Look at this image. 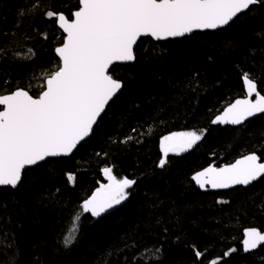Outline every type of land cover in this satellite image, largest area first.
<instances>
[{"label":"trees","instance_id":"1","mask_svg":"<svg viewBox=\"0 0 264 264\" xmlns=\"http://www.w3.org/2000/svg\"><path fill=\"white\" fill-rule=\"evenodd\" d=\"M78 7V0H0V95L24 89L38 97L57 70L54 49L64 37L45 13L71 19ZM244 73L264 95V0L216 32L143 39L134 64L112 68L123 92L92 137L72 157L26 170L16 189L0 188V264H139L146 249H159L147 264H264V246L242 249L246 229L264 233V178L220 193H203L192 180L214 162L252 153L264 161V116L240 128L212 125L245 97ZM188 131L202 140L159 167L161 139ZM105 167L136 183L108 216L83 213L66 247L80 205L108 183Z\"/></svg>","mask_w":264,"mask_h":264},{"label":"snow or ice","instance_id":"2","mask_svg":"<svg viewBox=\"0 0 264 264\" xmlns=\"http://www.w3.org/2000/svg\"><path fill=\"white\" fill-rule=\"evenodd\" d=\"M260 2L78 0L79 7L71 19L64 13L48 10L46 17L65 34L61 46L54 49L59 64L47 77L46 88L38 97L23 89L0 95V106H3L0 109V186L15 188L26 167L36 166L47 158L68 156L90 135L105 106L122 89V82L110 74V66L134 61L133 48L138 38L150 36L165 40L183 37L194 30L218 29ZM242 79L246 97L232 103L213 124L241 125L250 117L264 114V95L248 73H244ZM202 138L196 131L164 136L160 141L164 158L158 166L164 167L169 153L188 152ZM260 160L257 154H248L224 167L210 166L192 179L201 189L249 185L264 177V162ZM103 173L108 183L101 184L80 205L82 212L72 218L64 237L66 247L76 239L83 213L100 217L126 200L129 195L126 190L136 183L127 177L117 179L109 167H105ZM66 178L70 183L76 179L72 173L66 174ZM244 237L245 252L264 245V233L256 229L246 230ZM158 252L159 249L151 253L146 249L139 264H147V255ZM195 255L201 257L202 253L196 250ZM212 264L218 262L214 260Z\"/></svg>","mask_w":264,"mask_h":264},{"label":"water","instance_id":"3","mask_svg":"<svg viewBox=\"0 0 264 264\" xmlns=\"http://www.w3.org/2000/svg\"><path fill=\"white\" fill-rule=\"evenodd\" d=\"M257 5H258V4H257ZM254 6H255V5H254ZM251 7H253V6H251ZM251 7H250V8H251ZM247 11H248V10H245L244 12L238 14L237 17H235V18L233 19V21H231L228 25H225V26H223V27H221V28H218V29L194 30L191 34H186V35L183 36V37L168 38V39H165V40H156V39H154V38H152V37H150V36H148V37H141V38H138L137 43L134 45V48H133L134 55H135V60H134V61H131V62H117V63H115L114 65L110 66L109 71L111 72L112 68H113L114 66H116V65L126 66V65H132V64H134V63L136 62V49H137V46L139 45V43H140L143 39L150 38V39H152V40L155 41V42H166V41H169V40H180V39H183V38H185V37H190V36H192V35L195 34V33L216 32V31H219V30H222V29L227 28V27H228L232 22H234L239 16H241V15L244 14V13H246ZM72 18H73V17H72ZM60 31H61V30H60ZM61 32H62V31H61ZM64 35H65V34H64ZM55 54H56V53H55ZM56 56H57V54H56ZM57 58L59 59L58 56H57ZM254 82H255V81H254ZM255 83H256V82H255ZM243 84H244V83H243ZM256 84H257V83H256ZM45 88H46V84H45ZM123 88H124V86H123V83H122V89H121V90L117 93V95L114 96L113 99L110 100L109 103L105 106V111L101 114V117L98 118L97 123L93 125V130H92V132L90 133V135H89L88 137H86L84 141H81V143L77 145V148L73 150L72 154H70V155H68V156L51 157V158H47V160H49V159H60V158H70V157H72V156L76 153V151L78 150V148H79L83 143H85L86 141H88V140L92 137L93 132H94V130H95V127L99 124V122L101 121L102 117L105 115V113H106L108 107L111 105V103H112L117 97H119V96L122 94V92H123ZM244 89H245V97H246V87H245V85H244ZM257 89H258V91H259V86H258V84H257ZM23 90H24V89H23ZM259 92H260V91H259ZM29 94H30V93H29ZM261 94H262V93H261ZM30 95H31V94H30ZM262 95H263V94H262ZM245 97H243V98H245ZM34 98H35V97H34ZM243 98H239V99H243ZM253 99H255V96H253ZM235 101H236V100H235ZM235 101H234L233 103H235ZM230 105H231V104H230ZM230 105H229V106H230ZM229 106H228V107H229ZM0 107H3V106H0ZM228 107H226V108L224 109V111H225ZM224 111H223V112H224ZM223 112H222L220 115H223ZM220 115H219V116H220ZM262 116H264V114H257L256 116H254V117H250L248 120L244 121V123L241 124V125L213 124V123H212V125L215 126V127H217V126H221V127H224V128H226V127L240 128V127L244 126L245 124H247L248 122H250V121H252V120H254V119H256V118L262 117ZM255 154H256V153H255ZM257 155H258V154H257ZM258 156H259V155H258ZM243 157H244V156H243ZM243 157H240V158H238V159H241V158H243ZM259 157H260V156H259ZM47 160H46V161H47ZM46 161H45V162H46ZM260 162H264V161H262V159H261ZM43 163H44V162H40V163H39L38 165H36V166H29V167H26L25 170H23V172H22V179H23V175H24V173H25L26 170H29V169L35 168V167H37V166H39V165H41V164H43ZM234 163H235V162H234ZM232 164H233V163H232ZM228 165H230V164H228ZM210 166L220 168V167H224V166H226V165L218 166V163H217V162H214V163H212ZM210 166H208V167H210ZM208 167H207V168H208ZM205 169H206V168H205ZM194 175H195V174H194ZM194 175H193V176H194ZM193 176H192V177H193ZM262 178H264V177H262ZM262 178H259L258 180L252 182V183L249 184V185H234V186H232L231 188H227V189H212L210 186H206L204 189H201V188L199 187V185H197L196 182H195L193 179H192V180H193V182L195 183L196 187H197L198 189H200L203 193H209V192H212V193H220V192H228V191L234 190V189H236V188H240V187H242V188H248V187H250L251 185H253L254 183L260 181ZM22 179H21V181H22ZM21 181H20V183H21ZM20 183H19L15 188H13V187H11V186H0V188H12V189H16V188L20 185ZM114 210H115V206H114L112 209H109L106 213H103L99 218H102V217H106V216H108L109 214L113 213ZM248 229H256V230L262 232V231L259 230L258 228H248ZM248 229H246V230H248ZM246 230H245V231H246ZM245 231H244V233H245ZM244 233H243V240H244V238H245V237H244ZM262 233H263V232H262ZM243 240H242V242H243ZM262 246H264V245H262ZM262 246H260V247H259L258 249H256V250H252V251H250V252H245L244 250H243V252H244V254H246V255H247V254H252V253L257 252ZM242 249H243V243H242Z\"/></svg>","mask_w":264,"mask_h":264},{"label":"rangeland","instance_id":"4","mask_svg":"<svg viewBox=\"0 0 264 264\" xmlns=\"http://www.w3.org/2000/svg\"><path fill=\"white\" fill-rule=\"evenodd\" d=\"M201 140H202V139H201ZM201 140H200V141H201ZM200 141H199V142H200ZM199 142H198V143H199ZM198 143H197V144H198ZM197 144H196V145H197ZM196 145H195V146H196ZM195 146H194V147H195ZM194 147H193V148H194ZM191 150H192V149H191ZM191 150H189V151H191ZM189 151H188V152H189ZM185 153H187V152L181 153V154H179V155H183V154H185ZM169 155H176V154L169 153ZM122 202H123V201H122ZM122 202H121V203H122ZM121 203H120V204H121ZM120 204H119V205H120ZM116 206H118V205H116ZM116 206H115V207H116Z\"/></svg>","mask_w":264,"mask_h":264},{"label":"flooded vegetation","instance_id":"5","mask_svg":"<svg viewBox=\"0 0 264 264\" xmlns=\"http://www.w3.org/2000/svg\"><path fill=\"white\" fill-rule=\"evenodd\" d=\"M5 94H10V93H5ZM5 94H2V95H5ZM0 109H2V107H0Z\"/></svg>","mask_w":264,"mask_h":264}]
</instances>
